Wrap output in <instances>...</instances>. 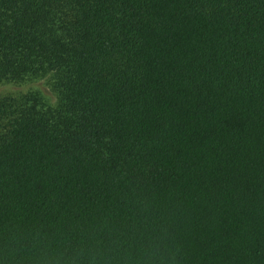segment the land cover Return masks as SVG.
<instances>
[{"label": "trees", "instance_id": "16d2710c", "mask_svg": "<svg viewBox=\"0 0 264 264\" xmlns=\"http://www.w3.org/2000/svg\"><path fill=\"white\" fill-rule=\"evenodd\" d=\"M0 264H264V0H0Z\"/></svg>", "mask_w": 264, "mask_h": 264}, {"label": "rangeland", "instance_id": "374dc122", "mask_svg": "<svg viewBox=\"0 0 264 264\" xmlns=\"http://www.w3.org/2000/svg\"><path fill=\"white\" fill-rule=\"evenodd\" d=\"M29 90L39 91L49 103H54L55 95L50 90L46 81L43 79L29 81L22 84H13V83H0V95L2 94H15V93H24Z\"/></svg>", "mask_w": 264, "mask_h": 264}]
</instances>
